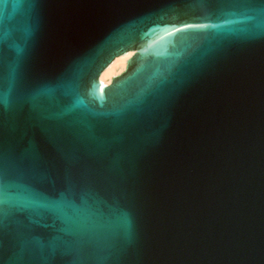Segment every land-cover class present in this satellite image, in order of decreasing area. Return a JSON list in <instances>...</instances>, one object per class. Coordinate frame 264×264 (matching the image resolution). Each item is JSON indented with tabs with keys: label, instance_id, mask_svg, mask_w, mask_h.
<instances>
[{
	"label": "water",
	"instance_id": "water-1",
	"mask_svg": "<svg viewBox=\"0 0 264 264\" xmlns=\"http://www.w3.org/2000/svg\"><path fill=\"white\" fill-rule=\"evenodd\" d=\"M0 264H264V0H0Z\"/></svg>",
	"mask_w": 264,
	"mask_h": 264
},
{
	"label": "bare ground",
	"instance_id": "bare-ground-1",
	"mask_svg": "<svg viewBox=\"0 0 264 264\" xmlns=\"http://www.w3.org/2000/svg\"><path fill=\"white\" fill-rule=\"evenodd\" d=\"M134 54V51H129L124 55L116 57L114 61L102 72L100 76V80L102 81L103 85L110 86L115 77L123 74L127 69L128 60Z\"/></svg>",
	"mask_w": 264,
	"mask_h": 264
},
{
	"label": "rangeland",
	"instance_id": "rangeland-1",
	"mask_svg": "<svg viewBox=\"0 0 264 264\" xmlns=\"http://www.w3.org/2000/svg\"><path fill=\"white\" fill-rule=\"evenodd\" d=\"M118 75V74H117ZM120 75V74H119Z\"/></svg>",
	"mask_w": 264,
	"mask_h": 264
}]
</instances>
